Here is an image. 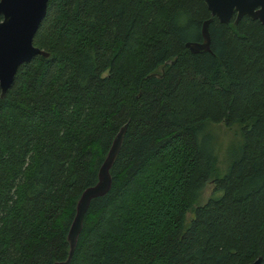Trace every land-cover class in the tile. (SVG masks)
Wrapping results in <instances>:
<instances>
[{
  "label": "trees",
  "instance_id": "16d2710c",
  "mask_svg": "<svg viewBox=\"0 0 264 264\" xmlns=\"http://www.w3.org/2000/svg\"><path fill=\"white\" fill-rule=\"evenodd\" d=\"M209 16L203 0H47V56L0 97V264L65 258L123 124L69 264H264V24L212 18L209 51L189 52ZM208 123L242 128L222 168Z\"/></svg>",
  "mask_w": 264,
  "mask_h": 264
},
{
  "label": "water",
  "instance_id": "95a60500",
  "mask_svg": "<svg viewBox=\"0 0 264 264\" xmlns=\"http://www.w3.org/2000/svg\"><path fill=\"white\" fill-rule=\"evenodd\" d=\"M209 17L200 25V41H186L184 46L191 53L209 51L208 24L215 18L220 23L235 24L242 16L264 24V0H203ZM47 0H0V97L9 88L17 67L34 55L47 53L32 45V37L42 20ZM125 124L121 125L111 140L108 150L97 168L96 181L85 187L74 206L66 233L67 252L64 259L51 264H69L77 237L81 231L84 214L91 199L103 196L110 187L109 169L116 157ZM260 257L246 264H259Z\"/></svg>",
  "mask_w": 264,
  "mask_h": 264
},
{
  "label": "rangeland",
  "instance_id": "374dc122",
  "mask_svg": "<svg viewBox=\"0 0 264 264\" xmlns=\"http://www.w3.org/2000/svg\"><path fill=\"white\" fill-rule=\"evenodd\" d=\"M240 124H233V126L226 127L222 124H206L203 128V135H208L212 142L214 143V153L217 158V163L219 166H224L223 160L227 157L229 151L235 147L239 142L238 139L241 135ZM241 139V138H240ZM211 185L209 182L205 184L202 189V196L205 197L209 193Z\"/></svg>",
  "mask_w": 264,
  "mask_h": 264
}]
</instances>
